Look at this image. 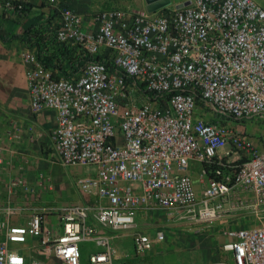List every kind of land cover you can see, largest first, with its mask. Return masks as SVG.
Segmentation results:
<instances>
[{
	"label": "built area",
	"instance_id": "1",
	"mask_svg": "<svg viewBox=\"0 0 264 264\" xmlns=\"http://www.w3.org/2000/svg\"><path fill=\"white\" fill-rule=\"evenodd\" d=\"M171 1L153 13H80L69 0H0V15L20 17L39 2L66 57H84L64 75L46 67L36 47L22 52L30 110L56 113L52 160L90 167L76 187L94 197L92 205L34 208L16 224L15 199L40 202L53 181L10 177L0 204V264H112L117 233L135 229L139 211L151 209L184 213L203 228L248 212L260 224L226 230L216 264H264L263 134L249 132L264 128V8L255 0ZM5 151L0 146V171L14 166ZM26 164L16 166L22 172ZM49 214L59 220L54 238ZM40 237L33 255L16 247ZM164 240L163 231L154 239L134 234L138 254ZM83 243L95 251L84 255Z\"/></svg>",
	"mask_w": 264,
	"mask_h": 264
},
{
	"label": "crops",
	"instance_id": "2",
	"mask_svg": "<svg viewBox=\"0 0 264 264\" xmlns=\"http://www.w3.org/2000/svg\"><path fill=\"white\" fill-rule=\"evenodd\" d=\"M72 7L78 10L73 3V0H69ZM79 11V10H78ZM46 10L43 9V6L38 2L29 5L28 12L25 17L17 16L14 13H3L0 15V35L10 38L12 36L18 35L20 37L27 36L26 32L29 29H33L30 35L33 37L32 43L34 44L37 39V34L42 33L45 36H48L50 31L49 29V21L46 15ZM3 43L2 41H0ZM4 45H13L18 46L19 50L23 51L26 48H30L28 44L23 41L22 39H12L9 43H3ZM35 46H31L33 48ZM23 73H24V82L25 88L27 93V103L29 112L25 113L19 119L10 120L8 124L5 126L4 119L0 117V146L7 151L4 152L3 156L7 162H13L14 166L10 167L5 165L2 171H0V185H1V192H0V204L5 203L8 198V184L10 177H18L23 176L25 180L32 181L31 175L35 174V170L37 165L35 164L37 158L42 157L46 161H50L53 164V158L56 156L55 151L52 147L51 141V132L57 125L56 120V113L51 110H45L39 114H34L29 108V97H28V89L26 85L25 79V65L21 61ZM15 128L19 129L18 138H13L12 136L8 135V131L15 132ZM17 153L13 154L12 152ZM26 159L27 164L25 166L24 171H19L17 168V163L21 159ZM52 164V165H53ZM57 165V164H56ZM59 166V165H58ZM61 167V166H60ZM43 173H38L33 177V182H29L30 185H34L38 179V176ZM192 176L195 180L196 190L197 193L200 194L202 190V185L199 183L198 174ZM52 178V177H51ZM28 179V180H27ZM56 180V179H55ZM52 179L53 182V190L49 191L45 194H51V196L55 195L56 190V181ZM77 180V179H76ZM75 180V182H76ZM76 186V183H75ZM77 188V187H76ZM81 196L84 195L80 191H78ZM81 198H77L76 200L72 201L73 203H82V204H94V197L85 195L84 201L80 200ZM16 205L19 209L24 210L26 209L24 206H21V199H15ZM76 201V202H75ZM27 213V212H26ZM53 216V215H51ZM50 217V216H48ZM47 217V218H48ZM24 221L19 222V219L15 220L17 224H24L27 222L29 217H23ZM50 230L49 238H54L59 235L60 230L53 229L52 224L48 225ZM189 226V227H188ZM202 225L193 226L186 225L183 227L181 226V230H198L202 229ZM204 229V228H203ZM132 233L126 234L125 233H117L116 238L112 241V248H113V262L112 264H150V259L152 255L149 254L151 252L153 255L155 251L153 249L149 252L138 254L136 252L134 246V234L136 233H143L144 229H132L129 230ZM217 231V230H216ZM125 232V231H123ZM158 232V231H157ZM225 232V231H224ZM128 236L131 240L130 241H123L122 238ZM186 239L184 245H180L178 248L175 243L171 244L172 252L167 251L161 257H165L164 260H161L162 264H216L224 258V253L222 251V245L229 240V238L225 235L222 236L218 232H212L207 237H193L190 234L184 233L182 234ZM0 239H3V235H0ZM30 240V241H29ZM117 241V242H116ZM132 242V246L130 245ZM158 243V242H157ZM156 243V244H157ZM42 245V240L40 238H29L26 245H24L23 249L24 254L26 256L35 254L38 247ZM17 247V246H16ZM173 247L177 249H173ZM146 254V255H144ZM84 255H87L84 253Z\"/></svg>",
	"mask_w": 264,
	"mask_h": 264
},
{
	"label": "rangeland",
	"instance_id": "3",
	"mask_svg": "<svg viewBox=\"0 0 264 264\" xmlns=\"http://www.w3.org/2000/svg\"><path fill=\"white\" fill-rule=\"evenodd\" d=\"M173 1L177 4L181 0ZM255 1L264 8V0ZM73 3L80 13L111 8L143 11L146 8L145 0H73ZM10 37H12V34ZM22 52L23 51H20L18 46L4 45L0 42V117L4 119L5 126L10 120L19 119V117L29 112L24 73L21 64ZM259 131L263 134L262 143L264 145V128H254L252 131L249 130L250 133ZM42 155L43 154H41V157H36L37 160L35 164L37 167L35 174L31 175L32 181L27 180L28 183L33 182V177H36L35 175L40 172L52 177L53 180L56 179V190L54 189L55 195L51 196V194H44L42 195L40 202H36L32 196L24 195L21 199L20 205L24 206L26 209L21 210V213L17 218L19 219V222L24 221L23 217H30L33 209L37 207H55L56 209H60L73 203L72 201L76 200L78 197L81 198V201H84L83 199L86 194L82 196L78 194L79 189L75 186V180L79 177L92 174L93 170L90 167H60L50 161L48 162L44 160ZM192 173L195 175L197 174V171H193ZM51 215L53 214H49L48 216L50 217L47 216L48 218H46V223L48 225L52 224L53 229L58 230L59 220L57 216ZM259 224L260 223L256 220V218L248 212H241L233 219H229L222 223H216L208 228L198 230H181L182 225L183 227L186 225H192V227L198 226V224L194 221L185 218L184 213L181 212L151 209L139 211L136 216V228L144 229L145 234L150 236L152 239L155 238L157 231H163L165 233V240L163 242L153 244L152 249L155 251V254L153 255L148 251L149 254L152 255L150 256V264H162L161 260H164L165 257L161 256L167 251L172 252V249H170L172 248V246L170 247L171 244L175 243L178 248L180 245H184V239H186L184 235H182L184 233L190 234L193 237H207L212 232H218L222 236V233L224 235V231L228 229L253 228L257 227ZM119 233H125L126 235L132 232L122 231ZM122 240L130 241L131 239L128 236H125ZM130 245L132 246V242H130ZM16 246L21 248L24 247V245ZM81 246L85 254L95 251V246L93 244L83 243ZM173 249L175 250L177 248L173 247Z\"/></svg>",
	"mask_w": 264,
	"mask_h": 264
},
{
	"label": "trees",
	"instance_id": "4",
	"mask_svg": "<svg viewBox=\"0 0 264 264\" xmlns=\"http://www.w3.org/2000/svg\"><path fill=\"white\" fill-rule=\"evenodd\" d=\"M29 9V6H28ZM33 29H29L26 32L27 36L20 37L18 35L7 38L0 35V41L3 43H9L12 39H22L25 41L28 46H35L38 52L39 57H43V62L46 67L57 68L64 75H69L71 72L78 70L83 64L84 57H79L75 59H70L66 57V54L69 52L67 47L56 42L53 36H45L42 33L35 34L37 39L35 43H32L30 35Z\"/></svg>",
	"mask_w": 264,
	"mask_h": 264
},
{
	"label": "water",
	"instance_id": "5",
	"mask_svg": "<svg viewBox=\"0 0 264 264\" xmlns=\"http://www.w3.org/2000/svg\"><path fill=\"white\" fill-rule=\"evenodd\" d=\"M146 1V11L149 13L156 12L160 9L166 8L172 4L171 0H145ZM183 5L180 4L178 8H181Z\"/></svg>",
	"mask_w": 264,
	"mask_h": 264
}]
</instances>
